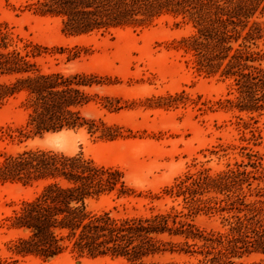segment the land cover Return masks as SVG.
Returning <instances> with one entry per match:
<instances>
[{"label": "rangeland", "instance_id": "374dc122", "mask_svg": "<svg viewBox=\"0 0 264 264\" xmlns=\"http://www.w3.org/2000/svg\"><path fill=\"white\" fill-rule=\"evenodd\" d=\"M35 2L0 0V53L25 56L35 64L30 74L52 76L78 92L72 109L82 124L39 134L27 119L28 92H8L0 102V163L29 150L82 155L103 166L105 181L115 184L86 200L94 217L178 214L208 236H224L240 218H249L256 231L247 234L264 239V93L248 99L259 108L245 107L237 84L243 73L264 76V10L248 21L219 25L228 50L201 55L187 49L198 26L183 14L70 35L60 17L40 13ZM26 74L0 73V83ZM50 181L0 179V264L126 262L79 255L71 245L46 258L19 245L30 234L14 225V216ZM156 240L161 250L147 261L204 260L199 246L190 247L196 252L180 250L187 248L184 241L201 245V239L163 232ZM227 261L264 264V251Z\"/></svg>", "mask_w": 264, "mask_h": 264}, {"label": "trees", "instance_id": "16d2710c", "mask_svg": "<svg viewBox=\"0 0 264 264\" xmlns=\"http://www.w3.org/2000/svg\"><path fill=\"white\" fill-rule=\"evenodd\" d=\"M35 4L40 13L60 17L61 29L70 35L144 26L166 13L183 14L198 26V35L191 36L187 49L201 55L228 50V37L217 31L219 25L248 21L260 7L264 10L263 0H36ZM34 66L18 53H0L1 74L27 72L12 84L0 83V102L8 92L13 95L27 91V119L39 134L82 124L80 115L72 109L78 104V92L52 81V76L30 74ZM237 80L240 98L247 100L245 107L259 108L256 102L248 104V99L256 91L264 93V76L243 73ZM106 173L103 166L82 155L29 150L6 157L0 163V179L4 181L33 184L52 179L15 214L14 225L30 234L21 238L19 245L46 258L63 253L71 245V250L79 255L124 257L126 262L122 264H180L175 260H145L161 250L157 246L158 234L168 232L203 241L201 245L184 241L187 248L180 250L196 252L190 247L199 246L197 252L205 254L202 263L184 264H228L232 255L242 258L246 252L264 251L263 236L247 234L255 230L249 218H240L224 236H208L198 226L178 220V214L133 220L114 219L109 213L94 217L87 210L86 200L114 188L113 182L105 181ZM137 239L139 242L134 244Z\"/></svg>", "mask_w": 264, "mask_h": 264}]
</instances>
